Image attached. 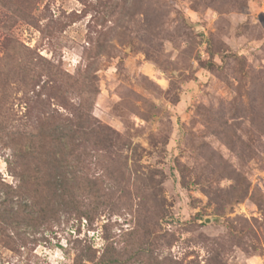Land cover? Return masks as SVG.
<instances>
[{"label": "rangeland", "instance_id": "374dc122", "mask_svg": "<svg viewBox=\"0 0 264 264\" xmlns=\"http://www.w3.org/2000/svg\"><path fill=\"white\" fill-rule=\"evenodd\" d=\"M40 89L100 197L0 223V264H264V0H0L5 184Z\"/></svg>", "mask_w": 264, "mask_h": 264}, {"label": "trees", "instance_id": "16d2710c", "mask_svg": "<svg viewBox=\"0 0 264 264\" xmlns=\"http://www.w3.org/2000/svg\"><path fill=\"white\" fill-rule=\"evenodd\" d=\"M30 63V60H25L26 66H31ZM41 70L46 71L47 76L51 73L46 64L41 65ZM30 84L33 85L32 82ZM43 93L40 89L36 93V105L33 103L23 112L22 118L26 121L20 129L12 132L17 137H9L6 142V148L11 153H6L4 161L14 178L12 184L0 180L3 194L0 223L6 227H13L19 219L34 226L48 224L58 214L70 213L72 207L74 210L71 211L77 215L88 217V213L69 204L74 196L79 195L77 193H84L90 198L100 197L98 185L104 172L100 175L84 170V154L75 143L78 138L90 134L88 125L79 120L78 111L75 115L77 120L68 116L61 119L59 110L51 108L41 99ZM38 103L44 109L39 110ZM15 115L9 111L3 121H14Z\"/></svg>", "mask_w": 264, "mask_h": 264}]
</instances>
